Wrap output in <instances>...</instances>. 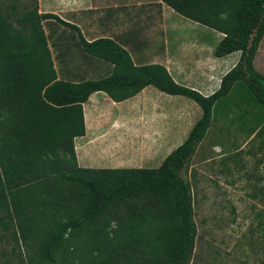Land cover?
I'll return each mask as SVG.
<instances>
[{
  "label": "trees",
  "instance_id": "obj_1",
  "mask_svg": "<svg viewBox=\"0 0 264 264\" xmlns=\"http://www.w3.org/2000/svg\"><path fill=\"white\" fill-rule=\"evenodd\" d=\"M158 1L221 34L215 58L239 53L210 95L175 84L161 66H133L111 40L85 42L76 27L37 15L35 0L14 19L17 27L0 8V224L29 251V264H188L195 226L180 173L215 103L237 89L233 104L256 113L246 137L264 136V77L252 66L264 33V0ZM46 19L74 31L81 50L109 63L110 74L57 80L40 26ZM146 86L199 107L182 143L154 169L78 168L72 139L83 135L81 104L94 92L119 102Z\"/></svg>",
  "mask_w": 264,
  "mask_h": 264
},
{
  "label": "crops",
  "instance_id": "obj_2",
  "mask_svg": "<svg viewBox=\"0 0 264 264\" xmlns=\"http://www.w3.org/2000/svg\"><path fill=\"white\" fill-rule=\"evenodd\" d=\"M31 4L30 10L32 0ZM35 10L37 15H53L76 27L87 43L111 40L128 54L133 66H161L175 84L202 96L217 89L220 78L239 55L234 52L215 58L212 52L222 35L181 17L158 0H35ZM174 21L183 31L173 30ZM40 26L57 80L78 83L110 74L109 63L91 59L81 50L74 31L55 19L42 20ZM188 27L215 32L213 44L196 41L194 36V40L183 42V28ZM234 54L238 55L226 63ZM58 71H63V77ZM181 98L184 97L167 95L151 86L119 102L111 101L102 92L91 93L81 104L83 135L72 139L76 166L82 169L159 166L182 143L200 116L195 103ZM244 114L250 117L246 110ZM214 121L210 119L194 152Z\"/></svg>",
  "mask_w": 264,
  "mask_h": 264
},
{
  "label": "rangeland",
  "instance_id": "obj_3",
  "mask_svg": "<svg viewBox=\"0 0 264 264\" xmlns=\"http://www.w3.org/2000/svg\"><path fill=\"white\" fill-rule=\"evenodd\" d=\"M31 6V0H0L1 10L10 14L14 27V19ZM174 25L173 30L183 31L176 21ZM183 29L185 37L175 34L183 42L194 40L193 36L206 45L214 42L215 32L211 30ZM252 66L264 77V33ZM58 72L61 76L63 71ZM236 92L237 89L231 90L215 103L211 113V120L215 121L180 173L190 187L195 226L188 264H264V136L246 137L248 129L256 124L251 117L255 110L245 104L235 106ZM194 107L200 112L195 104ZM245 110L250 117L245 116ZM28 256L29 251L13 239L11 229H3L0 224V264H29Z\"/></svg>",
  "mask_w": 264,
  "mask_h": 264
}]
</instances>
